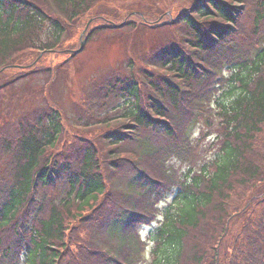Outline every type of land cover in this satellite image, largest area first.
Instances as JSON below:
<instances>
[{
  "label": "trees",
  "instance_id": "trees-1",
  "mask_svg": "<svg viewBox=\"0 0 264 264\" xmlns=\"http://www.w3.org/2000/svg\"><path fill=\"white\" fill-rule=\"evenodd\" d=\"M37 1L0 0V66L19 51L37 48L34 41L48 24V33L52 29L56 34L54 42L37 49L51 50L58 43L61 21L77 20L97 2ZM207 1L197 8L206 20L185 17L182 35L176 34L174 43L162 48L166 72L144 68L134 79L129 78L132 100L123 117L133 121L129 125L133 131L125 136L118 130L104 137L114 146L111 152L117 153L113 154L116 158L110 162L107 157L108 166L103 167L99 150L90 140L78 143L79 156L62 164L59 179L63 182L53 187L63 192L58 202L53 198L44 201L47 196L41 189L50 185L47 181L54 167L50 160L39 158L62 130L58 116L47 115L35 126H25L40 129L24 134L16 150L18 156L6 165L9 174L1 180L0 264H120L115 256L123 248L137 256L140 244L132 233L133 225L142 222L149 206L160 197L164 199L167 192L173 193V201L161 209L162 222L151 238L155 244L150 258L139 264H218L217 248L226 256L225 264L238 263L229 259L227 252L237 256L244 242L252 241L247 228L251 223L259 226H255L258 233L264 228V212L258 217L249 213L254 205L234 206L231 213L227 204L234 186L244 188L264 180V163L259 165L255 159L264 132V0H229L230 4H244L236 20L226 3ZM228 21L235 24V31ZM217 71L221 81L214 91L205 92L206 82ZM123 123L121 120L118 129ZM41 132L46 139L36 134ZM200 138L207 140L211 155L196 163ZM179 162L187 165L185 179L175 170ZM163 181L166 185L159 183ZM38 185V195L43 197L37 200L34 224L23 239L16 238V226L26 218L29 203L35 202L32 193ZM121 190L123 197L149 195V199L141 211L135 199L131 204L121 202L122 210L107 226L115 241L92 237L89 245L70 244L67 233L79 234L86 211L98 207L102 195ZM254 203L264 207V194ZM241 210L246 233L241 230V240L222 246L227 221ZM71 219L77 223L68 224ZM263 244L258 242L257 247L262 250ZM64 249L75 257L63 258ZM131 263L135 264H123Z\"/></svg>",
  "mask_w": 264,
  "mask_h": 264
},
{
  "label": "rangeland",
  "instance_id": "rangeland-1",
  "mask_svg": "<svg viewBox=\"0 0 264 264\" xmlns=\"http://www.w3.org/2000/svg\"><path fill=\"white\" fill-rule=\"evenodd\" d=\"M218 1L229 4V0ZM47 2H53V0H47ZM192 2L193 0H97L92 10L61 27L60 45L54 52L39 53L34 49L19 51L8 60V64L0 66V135L17 137L20 134L22 121L25 125H32L35 115L46 110L50 105L52 109L61 111L64 129L59 134L56 145L48 148L49 153L71 152L78 143L82 142L81 139H85L90 140L99 150L98 158L102 166L107 164L105 162L107 157L112 162L116 158L113 154L117 153L111 152L114 146L104 138V135L118 130L128 133L130 130L124 127L118 129L121 125L120 114L124 113V107L128 105L131 97L125 98L126 95L122 91L121 93L119 91L116 96L112 95V91L119 89L116 77L123 72H129L131 60L136 64L144 65L148 61L147 56L154 55L158 51L154 41L173 30L177 31L184 25L180 21L176 24L178 26L166 28L161 24L160 27L151 29L149 27L152 25L142 23V15L145 16L146 21L151 19L154 23L170 22L173 17L180 15L181 9H189ZM233 5L236 10L239 3ZM236 11L239 12V10ZM190 15L191 18L193 16L201 22L206 20L198 11H192ZM128 19L135 20V23L127 24L123 28L95 30L91 39L85 42L83 50L71 57L72 52L77 50L84 41L83 33L88 27L89 30L86 32L105 21L116 24L124 23ZM44 28L49 30V27ZM51 42H54L52 35L48 36L44 33L38 35L34 45L38 47ZM118 69L123 70L116 74L115 71ZM121 95L123 98H120ZM202 140L199 141L198 154L205 157L209 155L205 144L208 142ZM258 140L255 159L261 165L264 163V132ZM5 155L6 153L3 154V159ZM1 158L2 153H0V160ZM199 159L201 157H198V162ZM184 167L179 166L178 169ZM6 173L8 176V170ZM261 189L256 185H248L244 188L234 186L227 202L231 213L235 209L234 206H244L252 201ZM111 196L116 199L117 194ZM120 196L118 201L124 200L122 193ZM250 211L251 209L249 213ZM253 211H256L254 217H258L263 214L264 207L255 205ZM86 213L91 214V211L88 210ZM243 216L244 210H241L227 221L229 223L221 241L222 246L224 243L240 239L237 233L241 229L246 233L247 222ZM103 219L94 223L93 230L102 226L100 223ZM72 222L77 223L76 220L71 219L68 224ZM87 224L90 228L92 227L91 224ZM255 226L258 225L251 223L247 226L251 230L253 239L250 242H244L243 251L237 256H233V252H227L229 259L238 261L237 264L252 262L260 264L263 261L264 244L260 250L257 243H264V228L258 233ZM149 231V228L146 229L141 225L135 229V233L139 234L137 235L139 241L145 245V247L141 245L144 251L140 252L145 257H148L149 249L153 247V243L149 242L148 234L151 233ZM104 232L105 229L95 234L98 238L103 235L106 237ZM69 236L70 244L86 243L82 236L88 237V245L90 236L93 237L87 233L76 235L72 232ZM218 262L222 264L220 258Z\"/></svg>",
  "mask_w": 264,
  "mask_h": 264
}]
</instances>
